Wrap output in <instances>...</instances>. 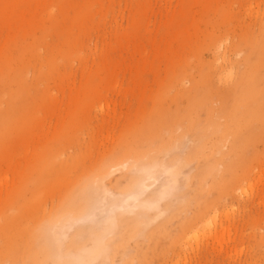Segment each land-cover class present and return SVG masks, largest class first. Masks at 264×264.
Returning <instances> with one entry per match:
<instances>
[{"label":"rangeland","instance_id":"374dc122","mask_svg":"<svg viewBox=\"0 0 264 264\" xmlns=\"http://www.w3.org/2000/svg\"><path fill=\"white\" fill-rule=\"evenodd\" d=\"M140 162L97 264H264V0H0V264H77L100 228H46Z\"/></svg>","mask_w":264,"mask_h":264},{"label":"bare ground","instance_id":"6f19581e","mask_svg":"<svg viewBox=\"0 0 264 264\" xmlns=\"http://www.w3.org/2000/svg\"><path fill=\"white\" fill-rule=\"evenodd\" d=\"M247 78L249 81L254 82V85L256 87L259 86V74L256 69H251V73L249 76H247ZM258 111V109H253L251 113L255 115ZM142 162H140L141 164L139 167L141 169V172L144 174V177L134 183V186H136L135 190L120 194L123 195L122 200L121 198H118L121 201L116 198L115 193H113L110 189L105 188L102 181H98L96 184L101 185V188L96 186L93 189V186H90L92 197L91 199H88V202L86 204L83 205L82 203H79L77 205H74L73 207L65 209L66 211L64 210L63 212L56 215V219L54 220V222L50 223L46 228L49 235L47 241V249L49 250L48 253L50 252V255H53L54 257L57 256L59 258H62L65 255L61 251V246L63 245V240L66 238V231H68L66 230V228L74 227L76 225L78 226L81 223L88 222L97 225V227L100 228L101 233L95 236L93 245L81 246L79 248V252L70 253L69 255H71V258H73V261L77 264H97L98 262H95L96 259L98 257H101L104 252H108L107 250L110 249L107 239L112 236V234L119 228V220L121 214L126 212H130L132 214L138 210L155 211V209L159 207V202L161 201L162 197H158V200H152L146 197L143 198L146 195H143V197H141V193L146 190L149 185H151V183L149 182L155 180L156 171L160 164L155 163L152 165H147L145 162L144 164ZM165 167H167V165H164V170H166ZM167 170L170 172V176L172 177V179L169 180L170 178L168 179V176H166L167 174H164V176H166V182L168 180L169 182H171L172 180L175 181L177 176H179L178 174L180 173V168L170 166V168H167ZM157 178L159 179V177ZM167 186L168 185L164 186L165 189L163 191L160 190L162 193L156 191V193H159L158 196L165 195L168 189H170V186ZM99 189L102 192L104 191L105 196L103 195L101 197L98 194ZM144 193H146V191ZM106 195L109 196V198H106ZM116 199L120 202V204H117L119 202H117ZM75 212L87 214H85L83 217L76 218L74 215ZM95 220L99 221H97V223H93Z\"/></svg>","mask_w":264,"mask_h":264}]
</instances>
